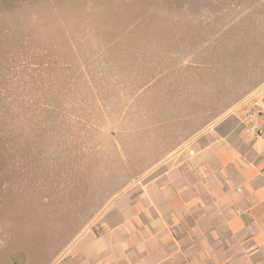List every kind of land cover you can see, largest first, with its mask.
<instances>
[{
    "label": "rangeland",
    "instance_id": "374dc122",
    "mask_svg": "<svg viewBox=\"0 0 264 264\" xmlns=\"http://www.w3.org/2000/svg\"><path fill=\"white\" fill-rule=\"evenodd\" d=\"M245 1L0 0V264H76L130 220L116 211L186 128L168 83L185 36L220 31L232 57L221 28ZM186 237L206 263L207 238L226 244Z\"/></svg>",
    "mask_w": 264,
    "mask_h": 264
},
{
    "label": "crops",
    "instance_id": "0c3cea01",
    "mask_svg": "<svg viewBox=\"0 0 264 264\" xmlns=\"http://www.w3.org/2000/svg\"><path fill=\"white\" fill-rule=\"evenodd\" d=\"M236 7L244 11L221 28L232 26V57L221 51L220 31L208 42L185 36L190 52L168 83L172 92L182 87L170 111L186 128L142 174L132 208L116 211L130 220L103 248L87 244L76 264H264V141L245 135L232 113L264 81V0ZM190 234L225 235L226 244L207 238L216 257L206 263Z\"/></svg>",
    "mask_w": 264,
    "mask_h": 264
},
{
    "label": "built area",
    "instance_id": "2783aa9c",
    "mask_svg": "<svg viewBox=\"0 0 264 264\" xmlns=\"http://www.w3.org/2000/svg\"><path fill=\"white\" fill-rule=\"evenodd\" d=\"M232 113L238 117L245 135L264 141V81L244 97Z\"/></svg>",
    "mask_w": 264,
    "mask_h": 264
}]
</instances>
